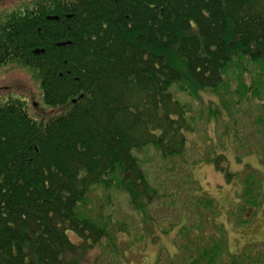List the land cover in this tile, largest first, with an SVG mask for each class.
<instances>
[{
    "label": "trees",
    "instance_id": "obj_1",
    "mask_svg": "<svg viewBox=\"0 0 264 264\" xmlns=\"http://www.w3.org/2000/svg\"><path fill=\"white\" fill-rule=\"evenodd\" d=\"M61 1L50 0L58 21H45L41 0L33 21L26 16L17 32L1 33L3 57L35 73L46 106L65 110L39 122L21 99L0 107V264H79L68 253L111 238V218L93 209L98 188L122 190L141 213L168 196L153 189L138 153L154 149L168 172L186 155L203 112L189 117L174 89L200 102L207 92L228 95L231 70L258 64L264 75V0H67L63 9ZM223 96L233 116L239 103ZM214 112L208 118L218 120ZM197 162L214 165L228 183L237 177L224 155ZM243 180L231 212L239 215L260 205L257 187L263 194L253 174ZM196 204L197 220L178 234L187 243L167 264H264V251L252 253L257 244L228 252L214 199Z\"/></svg>",
    "mask_w": 264,
    "mask_h": 264
},
{
    "label": "rangeland",
    "instance_id": "obj_2",
    "mask_svg": "<svg viewBox=\"0 0 264 264\" xmlns=\"http://www.w3.org/2000/svg\"><path fill=\"white\" fill-rule=\"evenodd\" d=\"M259 67L251 64L238 74L231 70L227 76L231 91H227L225 97L224 92H207L201 94L200 103L189 93L174 89L176 97L192 108L189 117H199L203 112L202 119L193 125L195 130L189 136L186 155L175 158L170 163L174 170L168 172L164 170L169 163L162 160L154 149L138 153L153 189L157 194L168 196L141 213L130 206L129 198L122 190L98 188V202L93 209L101 210L106 219L111 218V238L103 241V246L85 254L68 253L67 256L79 264H156L159 257L163 264H167L169 257L177 254L178 246L187 243L178 236L179 230L197 220L199 205L196 202L205 197L214 199L221 210L220 222L226 227L231 255L243 254L248 246L256 244L258 251H253L254 255L264 251V75ZM240 74L242 80L237 77ZM0 78L5 87L2 103L11 99L23 100L30 114L39 122L64 112L65 107L53 108L44 104L40 79L16 61L0 67ZM241 82L252 87V91L244 94L245 89L239 86ZM222 96L227 105L231 106L235 101L239 103L234 110L231 107L233 116L223 106ZM210 110L220 113L218 120L212 116L208 118ZM210 153L212 157L224 155L230 161L231 172L237 175L231 183L214 165H198L197 161ZM249 174L263 182V194L260 195L258 187L255 194L258 202L261 200L260 205L249 206L245 213L240 211V215L231 213L238 208L239 197L245 187L243 178ZM175 194L178 195L173 200ZM167 229L170 232L164 234ZM207 232L212 234L210 229ZM72 239L79 243L77 238Z\"/></svg>",
    "mask_w": 264,
    "mask_h": 264
},
{
    "label": "flooded vegetation",
    "instance_id": "obj_3",
    "mask_svg": "<svg viewBox=\"0 0 264 264\" xmlns=\"http://www.w3.org/2000/svg\"><path fill=\"white\" fill-rule=\"evenodd\" d=\"M41 0H0V67L6 63H10L15 60V56H4L1 50L2 43H1V33L3 31H12L15 33L17 32L20 20H24L27 16L28 20H34V15L39 12L38 10V3ZM67 0H62L60 2V7L64 8V2ZM51 2L50 0H43V9L45 14V21L52 20V17L49 15L50 13ZM59 20V19H58ZM57 20V21H58ZM39 51V50H37ZM45 51V50H44ZM40 52L39 54H41ZM44 53V52H43ZM37 54V53H35ZM38 54V55H39ZM11 73V72H10ZM2 78V77H1ZM0 78V107L2 106V90L5 87L2 86ZM8 100V99H7ZM9 101V100H8Z\"/></svg>",
    "mask_w": 264,
    "mask_h": 264
},
{
    "label": "water",
    "instance_id": "obj_4",
    "mask_svg": "<svg viewBox=\"0 0 264 264\" xmlns=\"http://www.w3.org/2000/svg\"><path fill=\"white\" fill-rule=\"evenodd\" d=\"M59 18L58 17H52V20H58ZM68 43H61L59 44V46H66ZM40 52H44V50H39V51H35V53L39 54Z\"/></svg>",
    "mask_w": 264,
    "mask_h": 264
}]
</instances>
